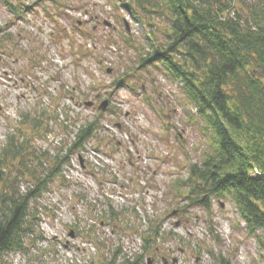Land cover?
I'll list each match as a JSON object with an SVG mask.
<instances>
[{"label":"rangeland","instance_id":"374dc122","mask_svg":"<svg viewBox=\"0 0 264 264\" xmlns=\"http://www.w3.org/2000/svg\"><path fill=\"white\" fill-rule=\"evenodd\" d=\"M58 1L15 0L31 6L19 16L0 1V147L27 114L46 132L32 139L38 152L68 154L33 203L40 220L27 251L6 262L119 264L145 253L140 264H163L161 256L172 264H264L227 199L222 208L212 196L208 210L189 204L182 211L173 187L207 141L198 120L187 121L195 107H185L179 85L136 69L125 38L143 44L144 26L113 0ZM125 72L127 80L113 85ZM97 95L109 100L103 111L101 101L85 105ZM85 120L98 124L97 136L67 152ZM157 225L156 251H144L143 235Z\"/></svg>","mask_w":264,"mask_h":264},{"label":"trees","instance_id":"16d2710c","mask_svg":"<svg viewBox=\"0 0 264 264\" xmlns=\"http://www.w3.org/2000/svg\"><path fill=\"white\" fill-rule=\"evenodd\" d=\"M0 1L15 16L29 7ZM113 1L146 29L143 44L125 38L135 51L136 69L143 74L155 69L179 85L185 107H195L194 114L185 112L187 121L195 117L207 141L201 143L206 145L199 161L188 165L186 179L173 187L174 195L186 203L182 211L189 204L208 210L210 200L201 201L204 194L227 199L264 260V0ZM121 76L113 85L130 75ZM139 88L143 94V86ZM94 121L85 120L77 128L67 152L79 151L97 136ZM41 123L24 115L0 147V264H8L10 254L27 251L40 220L33 203L68 162V154L38 152L32 144L46 133L38 127ZM158 225L143 235L144 251H156L152 237L159 236ZM144 255L119 264H140Z\"/></svg>","mask_w":264,"mask_h":264},{"label":"flooded vegetation","instance_id":"af4514ba","mask_svg":"<svg viewBox=\"0 0 264 264\" xmlns=\"http://www.w3.org/2000/svg\"><path fill=\"white\" fill-rule=\"evenodd\" d=\"M100 99H101V96L99 95V96H96V100L94 101V102H96V101H100ZM95 106V104L92 106V107H94ZM219 205L222 207L223 206V204L222 203H220L219 202ZM178 212H179V210H177ZM179 215V213H177L176 214V216H178ZM179 217V216H178ZM161 259H162V263L163 264H172L173 262H175V259H171V261L169 262V260H168V258L167 257H165V256H161Z\"/></svg>","mask_w":264,"mask_h":264},{"label":"water","instance_id":"95a60500","mask_svg":"<svg viewBox=\"0 0 264 264\" xmlns=\"http://www.w3.org/2000/svg\"><path fill=\"white\" fill-rule=\"evenodd\" d=\"M87 103H88V102H87ZM106 105H107V101L105 100V101L101 104L100 108L103 109V108L106 107ZM174 213H176V211H174L173 214H174Z\"/></svg>","mask_w":264,"mask_h":264}]
</instances>
